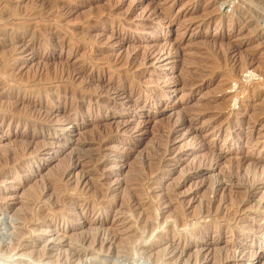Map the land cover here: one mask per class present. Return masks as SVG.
<instances>
[{
    "label": "rangeland",
    "instance_id": "374dc122",
    "mask_svg": "<svg viewBox=\"0 0 264 264\" xmlns=\"http://www.w3.org/2000/svg\"><path fill=\"white\" fill-rule=\"evenodd\" d=\"M134 1L0 0V264H264V0Z\"/></svg>",
    "mask_w": 264,
    "mask_h": 264
},
{
    "label": "bare ground",
    "instance_id": "6f19581e",
    "mask_svg": "<svg viewBox=\"0 0 264 264\" xmlns=\"http://www.w3.org/2000/svg\"><path fill=\"white\" fill-rule=\"evenodd\" d=\"M49 1V0H48ZM142 0H137V2L136 1H134L135 3H133V5L131 6V11L132 10H134L137 6H138V4L141 2ZM153 1H158V0H153ZM208 1V0H207ZM210 1V0H209ZM42 2V1H41ZM45 2V1H44ZM188 2H190V1H188ZM196 2V1H195ZM218 2V1H217ZM233 2V1H232ZM186 3V2H185ZM49 4V3H48ZM51 4V3H50ZM170 4V3H169ZM168 4V5H169ZM190 4V3H189ZM196 4V3H195ZM234 4V3H233ZM108 5V4H107ZM38 6V5H37ZM64 6V5H63ZM63 6L62 5H60V2H59V0H56V12H57V14H59V15H61L62 13L60 12L61 10H63L64 8H63ZM156 6V5H155ZM195 6V5H194ZM167 8V7H166ZM166 8H165V10H166ZM156 9V11L158 10V12H161V14L163 13V9L161 8V7H157V8H155ZM66 10V9H65ZM68 10V9H67ZM66 10V11H67ZM206 10V9H205ZM130 11V10H129ZM155 11V12H156ZM201 11H204V10H202L201 9ZM211 11V10H210ZM65 11H63V13H64ZM71 12V11H70ZM113 12V11H112ZM185 13H186V11H184ZM189 12V11H188ZM191 12V11H190ZM61 13V14H60ZM110 13V12H109ZM130 13V12H129ZM206 13V12H205ZM207 13H209V12H207ZM35 15V14H34ZM38 15V14H37ZM147 15V14H146ZM196 15V14H195ZM193 17V16H192ZM195 17V16H194ZM218 17V16H217ZM198 18H200V20H198V25L197 26H202L205 22H206V19L205 18H202V17H198ZM149 19V18H148ZM166 19V18H165ZM228 19V18H227ZM231 19V18H230ZM164 20V19H163ZM193 20V19H192ZM208 21V20H207ZM118 23V22H117ZM196 23V22H195ZM189 26H191V23H189L188 24ZM187 25V26H188ZM146 26V25H145ZM34 28V27H33ZM191 28V27H190ZM44 31V30H43ZM28 34V33H27ZM57 36V35H56ZM9 37V36H8ZM220 37V36H219ZM229 37V36H228ZM57 38H58V36H57ZM35 39V38H34ZM60 39V38H59ZM39 40V39H38ZM55 40V39H54ZM211 40V39H210ZM12 41V40H11ZM203 41V40H202ZM205 41V40H204ZM208 41H209V39H208ZM220 41V40H219ZM214 42V41H213ZM12 43H14V45L16 46H14L15 47V49L17 50V51H20L21 49H23V48H25V42L23 43L22 41H19V40H13V42ZM61 43V42H60ZM60 43H57L58 44V46H61L62 47V45L63 44H60ZM215 43V42H214ZM213 43V44H214ZM60 44V45H59ZM238 46H240V43H238L237 44ZM236 44L234 45H232L235 49H237V46ZM40 46V43H35L34 45H29L27 48L28 49H30V51L31 50H35L36 48H38ZM11 47V46H10ZM209 47V46H208ZM14 49V50H15ZM225 49V48H224ZM22 51V50H21ZM24 52V51H23ZM16 54H19L20 52H15ZM150 54V53H149ZM242 54V53H241ZM245 55V54H244ZM150 56V55H149ZM115 57V56H114ZM223 57V56H222ZM145 58V57H144ZM149 58V57H148ZM132 60V59H131ZM239 62V61H238ZM6 63V62H5ZM10 63V62H9ZM132 64V63H131ZM133 68V67H132ZM32 69V68H31ZM112 69V68H111ZM239 70V69H238ZM189 71V70H188ZM191 71V70H190ZM64 74V73H63ZM62 74V75H63ZM207 74V73H206ZM205 74V75H206ZM96 75V74H95ZM190 75V74H189ZM93 76V75H92ZM52 77V76H51ZM57 77V76H56ZM59 77H61L60 75L58 76V78ZM53 78V77H52ZM55 78V77H54ZM90 78V77H89ZM92 79H93V81H96L97 82V85H98V87L100 88V89H103V94L106 96H104L107 100L109 99H113V97L112 98H110L109 97V94L112 92V91H116L115 93H116V95H121V94H123V87H122V85H120V84H118L117 83V85H113V84H110V83H106V84H104V85H101L98 81V79H95V78H93L92 77ZM90 80H91V78H90ZM200 82V81H199ZM93 83V82H92ZM182 83H184V81H181V80H179L178 82H175L174 84H173V86H175V89L177 88V86L178 85H181V86H183L182 85ZM186 85V84H185ZM96 86V85H95ZM97 87V86H96ZM133 87V86H132ZM94 88V87H93ZM98 88V89H99ZM56 90V89H55ZM138 90V89H137ZM95 92V91H94ZM92 93V92H91ZM97 93V92H96ZM71 95V94H70ZM229 96V95H228ZM103 97V98H104ZM127 98V97H126ZM224 98V97H223ZM100 100H102L101 98H98V100H97V106L98 105H100ZM71 101V100H70ZM216 101V100H215ZM220 101V100H219ZM222 101L223 100H221V103H222ZM69 102V101H68ZM106 102V101H105ZM127 102L129 103V101L127 100ZM135 103H131V104H129L131 107L132 106H136L135 104H137L136 103V101H134ZM217 102V101H216ZM115 103H117L116 101H115ZM122 103V102H121ZM144 103V102H143ZM213 103V102H212ZM220 103V104H221ZM104 104H106V103H104ZM112 104V103H111ZM219 104V106H221ZM69 105H71V104H69ZM108 105V104H107ZM106 105V106H107ZM123 105V104H122ZM126 105H127V103H126ZM146 106L147 104H146V102L143 104V106ZM206 105V104H205ZM212 105V104H211ZM217 105V104H216ZM223 105V104H222ZM75 106V105H74ZM224 106V105H223ZM76 107V106H75ZM74 107V108H75ZM212 107H213V105H212ZM215 107V106H214ZM216 107H218V106H216ZM73 108V109H74ZM221 108H223V107H221ZM99 109V108H98ZM115 109V108H114ZM3 110V109H2ZM4 110L5 111H9V113L12 115H14V109H13V111L11 110V109H5L4 108ZM20 110V109H19ZM37 110H39L40 111V109H37ZM75 110V109H74ZM41 112V111H40ZM77 112V111H76ZM8 113V114H9ZM44 113H46V112H44ZM41 114V113H40ZM24 115H26V114H24ZM43 115V114H42ZM185 115V114H184ZM47 116V115H46ZM44 117V116H40V115H37V116H35L34 115V117H32L30 114H28V115H26V117H20V118H18L21 122H23V123H25V125L26 124H28L29 125V128H30V131L29 132H26L25 134H20L19 135V139L20 140H23L24 141V143H25V141H27L28 140V138L29 139H33V138H35L36 137V132H37V129L38 128H42L43 126H47V127H51V125H49L48 123V118L47 117ZM185 118V117H184ZM184 118H183V120H184ZM180 121H181V119H180ZM112 128V127H111ZM122 128V126H121V124H116L115 125V127L111 130V132H113V134L115 135L116 133H118L119 132V130ZM248 128V127H247ZM38 135V134H37ZM117 136V135H116ZM105 137V136H104ZM99 140L100 139H98V142H99ZM96 141V140H95ZM30 141H28V143H29ZM20 143H21V141H20ZM23 143V144H24ZM52 143V142H51ZM54 145H59L57 142H54L53 143ZM52 144V145H53ZM49 145V144H48ZM58 147H64V145L63 144H61V145H59ZM21 149H23V147L21 148ZM27 149V148H26ZM41 149V148H40ZM39 149V150H40ZM13 150V149H12ZM15 151V150H14ZM22 151V150H21ZM8 152V151H7ZM24 152V151H23ZM35 152V151H34ZM19 153V152H18ZM21 153V152H20ZM84 153V152H83ZM9 154H10V152H9ZM15 154V153H14ZM39 154V153H38ZM87 154V153H86ZM93 154V153H92ZM107 154V153H106ZM10 156H12V154L11 155H8V158H10ZM15 155H13V157H14ZM91 156V154L89 155V156H87L88 158H91L90 157ZM82 157V156H81ZM5 158V157H4ZM82 158H85V156H83ZM93 158V157H92ZM102 158V157H101ZM6 159V158H5ZM16 159V158H15ZM75 159L77 160V162L79 161V159H80V156L79 155H77V156H75ZM7 160V159H6ZM5 160V161H6ZM7 161H9V160H7ZM6 161V162H7ZM240 161V160H239ZM238 161V162H239ZM6 162H4V164L6 163ZM13 162V161H12ZM247 162H249L248 160H243V162L242 161H240L239 163H237L238 165H240L241 167H242V165L244 166V165H246L247 164ZM254 163V162H253ZM3 164V165H4ZM249 164V163H248ZM252 164V163H251ZM256 164V163H255ZM248 166V165H247ZM211 167V166H210ZM213 167H215V166H213ZM232 167V166H231ZM240 167V168H241ZM262 167V166H261ZM246 168V167H245ZM11 169H12V167H11ZM250 169V168H249ZM247 170V169H246ZM252 170V169H251ZM223 171V170H222ZM68 172H69V170L67 169L65 172H61V175L63 174H68ZM97 172V171H96ZM252 172V171H251ZM226 173V172H225ZM229 173V172H228ZM231 174V173H230ZM230 174H229V176H230ZM85 175V174H84ZM87 175H89V173L87 174ZM232 175V174H231ZM252 176V175H251ZM65 177V176H64ZM236 177V176H235ZM59 178H61V177H59ZM62 179V178H61ZM223 179V178H222ZM229 179V178H228ZM219 180H221V179H219ZM253 182V181H252ZM76 183H78V184H81L82 183V181L80 182L79 180L76 182ZM84 183H85V181H84ZM58 184V183H57ZM223 184H224V182H221V185H220V187L218 186H215L216 188L214 189V192H213V196H212V198H210V200L208 201L209 203H211V204H214V202H215V192H217V191H219V188L220 189H223L224 188V186H223ZM227 184V183H226ZM231 184V183H230ZM253 184V183H252ZM255 184V183H254ZM127 185V184H126ZM219 185V184H218ZM251 185V184H250ZM258 185V184H257ZM60 186V185H59ZM89 186V185H88ZM58 187V186H57ZM73 187V186H72ZM90 187V186H89ZM248 187V186H247ZM250 188V187H249ZM51 189V188H50ZM53 190V189H52ZM56 190H58V189H56ZM104 190V192H105V190L106 189H103ZM107 193V192H106ZM33 194V193H32ZM38 194V193H37ZM55 196V195H54ZM217 196V195H216ZM37 197V196H36ZM62 197V196H61ZM263 197V196H262ZM32 199H33V201H34V197H32ZM130 199V198H129ZM257 199V198H256ZM260 199H262V198H260ZM35 201H36V199H35ZM34 201V202H35ZM51 201V200H50ZM54 201V200H53ZM61 201V200H60ZM220 201V200H219ZM260 201V200H259ZM259 201L257 202V203H259ZM67 202V201H66ZM65 202V203H66ZM128 202V204H129V202H130V200L129 201H127ZM126 202V203H127ZM254 202H256V201H254ZM59 203V202H58ZM208 203V204H209ZM52 204V203H51ZM255 204V203H254ZM257 205V204H256ZM260 205V204H259ZM62 206V205H61ZM69 206H71V205H69ZM88 205L87 204H84L81 208H80V210H83L84 212H86L87 211V209L89 210V208L87 207ZM128 206V205H127ZM215 206V205H214ZM63 207H65V206H63ZM74 207V206H73ZM253 207H254V205H253ZM256 207V206H255ZM207 208V207H206ZM67 209V208H66ZM69 209V208H68ZM67 209V210H68ZM93 210V209H92ZM91 210V211H92ZM212 210V209H211ZM238 210V209H237ZM207 213V212H206ZM236 214V213H235ZM232 216H234V215H232ZM83 218H84V220H83V223H84V225H87V224H91L92 223V220L91 219H89V218H87L86 217V215H84L83 216ZM236 218V217H235ZM241 219V218H240ZM4 222V221H3ZM239 222H240V220H239ZM1 223H2V221H1ZM238 223V222H237ZM229 225V224H228ZM1 226V225H0ZM5 229V228H4ZM3 231V230H2ZM1 232V231H0ZM6 232H8V231H6ZM258 233V232H257ZM254 236V235H253ZM247 237V236H246ZM224 248V247H223ZM182 250V249H181ZM151 252V251H150ZM177 255V254H176ZM156 257V256H155ZM261 257L262 256H260V255H250V256H247V258H241L240 260H239V264H245L247 261H249V260H253V259H255L256 260V262H259V264H262L261 263ZM140 258H142V256L140 255L133 263L134 264H146L145 263V261L142 263V262H139V259ZM145 258V257H144ZM126 259V258H125ZM154 259V258H153ZM141 260V259H140ZM144 260H146V259H144ZM165 261V260H164ZM132 263V264H133Z\"/></svg>",
    "mask_w": 264,
    "mask_h": 264
}]
</instances>
